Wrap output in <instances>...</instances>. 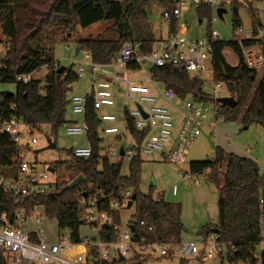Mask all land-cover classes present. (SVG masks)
Wrapping results in <instances>:
<instances>
[{
	"label": "trees",
	"instance_id": "16d2710c",
	"mask_svg": "<svg viewBox=\"0 0 264 264\" xmlns=\"http://www.w3.org/2000/svg\"><path fill=\"white\" fill-rule=\"evenodd\" d=\"M150 4V0H0V25L7 48L0 60V83L15 84L11 94L0 92V117L16 114L37 129L49 124L51 134L56 135L61 126L74 121L67 117V110L71 106L70 92L80 76L73 67L58 71L55 64V42L75 38L81 51L91 52L94 60L103 63L110 62L128 40L140 42L144 50L152 49L157 41L164 38L155 36L148 20L147 9ZM249 4L252 10V3ZM172 7L173 3H170L166 10ZM197 11L201 19H211L214 6L201 3ZM103 21L108 22V25L102 34L108 33L110 36H83L80 33L81 29ZM169 22V33L180 31L179 18L172 16ZM235 24L240 25V22L236 21ZM258 25L264 26L254 20V28ZM251 41L244 39L245 44ZM226 48L237 54V65L227 61L224 55ZM212 63L211 78L199 73L192 74L184 66L174 64L152 66L150 75L164 87L174 89L180 98L192 96L203 101L215 100V96L204 87L205 81H211L212 84L221 81L230 95L236 98L237 104L229 106L217 101V118L241 120L247 125L258 124L264 127V72L257 83L259 69L246 66L238 39H217ZM45 65L49 73L44 82L39 76L26 83L18 79L19 75L39 71ZM129 68L141 67L130 63ZM98 110L94 106V97L88 96L87 135L92 154L80 157L71 148V161H60L52 165L56 170L59 165L66 164L67 178L61 182L57 180L51 191L39 195L38 203L44 206L49 217L57 219L60 229L71 230L73 239L81 240L79 228L88 224L83 217V200L89 195H98L100 208L112 215L114 223L121 224L120 211L113 208L111 203L123 202L121 190L132 186L137 193V221L134 224L138 235L165 242L179 241L181 225L174 216L177 205L155 198L152 192L143 194L139 190L142 159L137 155V149L145 132L135 126L133 118L126 111L127 132L135 140L130 174L126 175L123 173L122 159L114 162L109 156L101 155L104 137L100 135L99 127L104 119ZM22 148L8 134H0V174L17 173L18 164L23 159ZM189 168L191 173L198 175L207 171V179L219 186L218 221L206 224L205 235L215 232L229 244L227 263L223 264H247L258 240L260 198L264 196V178L259 173V164L250 156L217 146L213 159L192 160ZM79 175H83L84 179L77 186L64 191L63 187ZM19 205L22 203L0 190V210H7L11 216ZM28 205L32 210L33 207ZM141 220H145L146 224L141 225ZM152 222L156 225L155 230L149 229ZM100 235L103 239H117L116 232L106 225L102 226ZM142 259L147 261L151 256L139 254L135 264H141ZM184 260H181V264H185Z\"/></svg>",
	"mask_w": 264,
	"mask_h": 264
},
{
	"label": "built area",
	"instance_id": "2783aa9c",
	"mask_svg": "<svg viewBox=\"0 0 264 264\" xmlns=\"http://www.w3.org/2000/svg\"><path fill=\"white\" fill-rule=\"evenodd\" d=\"M191 1L196 4L209 3L213 6L219 2V0H176L172 9L164 12V17L168 21L172 16L180 20L188 8L187 3ZM187 31L188 27L182 24L180 31L169 33L164 39L157 41L152 49L146 50L142 49L140 42L136 40L125 41L115 57L106 63L94 60L91 52L82 51L83 57L74 58L72 63L80 77L87 74L91 79L84 94L75 93L71 96V108L73 112L82 115V121L67 123V132L88 134L89 123L86 119L88 96L94 97V106L99 109L106 104H115L117 92L120 91L126 100L125 108L128 115L133 118L135 126L145 132L139 146L140 151L146 153L161 151L174 162H184L186 150L204 132V128L210 129L211 135L216 133V120L210 119L213 108L209 102L192 96L180 98L174 89L164 86L161 88L160 82L151 77L150 70L147 72L156 87L132 80L130 74L136 69H130L129 64L135 63L141 68L146 63H151L153 66L180 65L191 72L211 78L215 41L220 38L219 33L212 29L209 36L196 38L187 36ZM237 31L240 34L244 32L242 27ZM244 39L252 41L245 44ZM238 42L246 66L250 69L264 68V26L258 25L253 28L245 37L241 36ZM59 63V61L55 63L56 67H59ZM45 67L43 82L49 73L48 66ZM36 73L37 71L22 74L18 79L26 83L36 77ZM212 85L214 88L226 89L221 81ZM160 100L167 101L181 113V125L176 134L175 121L169 105L160 104ZM214 111L217 118L216 107ZM102 118L113 120L115 115L104 113ZM104 131L118 132L119 128L106 126ZM31 132L32 127L16 114L0 117V134H8L20 145L25 134ZM31 141L35 143L37 138L33 136ZM124 150V154L120 153V149L118 152L111 150L109 155L119 154L122 161H130L135 153L134 148L124 147ZM73 152L77 156L88 157L93 149L89 143L74 147ZM50 172L49 169L38 171L36 164L22 159L16 174H0V190L6 196L22 203L15 208L11 216L7 210H0V264H135L138 262L135 258L139 254L150 255L151 258L157 254L171 255L169 246L181 250L187 257L195 256L205 263L216 253L228 250L229 244L221 240L215 232L205 235L203 242H189L181 247H179L180 242L169 243L158 238L150 239L146 235H138L134 223L130 222L126 226L114 223L112 215L100 208L98 195H89L83 200L85 219L88 224L98 229V237L87 236L82 237L81 240H74L71 230H66V234L59 233L57 240H47L44 230L30 226L41 222L39 214L35 213L38 207H44L38 203V196L54 188L55 182L51 180ZM259 173L264 178V167L261 165H259ZM183 176L199 183L198 174L187 172ZM173 192L174 194L177 192L176 184L173 186ZM132 194L130 189H122L123 202H112V207L117 209L128 206ZM163 197L164 195L161 194L159 199H164ZM28 204L33 207L32 210ZM260 205L258 240L247 264H264V196L260 198ZM34 215L35 220H32L31 217ZM105 223L116 232L117 239L108 240L101 237L100 231ZM140 224H146L145 220H141ZM131 225H134V229ZM155 228L156 225L152 222L149 229L155 230ZM257 248H260L261 252H257Z\"/></svg>",
	"mask_w": 264,
	"mask_h": 264
},
{
	"label": "rangeland",
	"instance_id": "374dc122",
	"mask_svg": "<svg viewBox=\"0 0 264 264\" xmlns=\"http://www.w3.org/2000/svg\"><path fill=\"white\" fill-rule=\"evenodd\" d=\"M176 0H150L151 4L147 9L148 20L150 21L155 36L159 38L161 35L167 36L170 30V22L164 17V11L167 6L174 3ZM252 3V10L250 4ZM188 8L182 14L179 26L182 24L188 27L187 36L196 38H205L208 36L212 29H215L222 40L239 39L241 36L245 37L247 33L254 28V20L264 25V0H219L214 6V13L212 18L208 17L200 18L197 7L199 4L192 1L187 3ZM223 6L227 9L224 12L223 17H220L217 13V8ZM235 7L238 8L237 12ZM236 21L240 22V25L236 26ZM108 25V22H99L89 28L81 29L83 36L97 37L104 33V28ZM242 27L244 32L239 33L237 29ZM105 37L110 36L108 33L102 34ZM55 59L59 61L61 65L68 68H76L72 61L74 58L83 57V52L75 54L74 49L77 46L75 38L68 41H56L54 44ZM6 42L5 36L2 32L0 25V60L6 54ZM227 60L235 64L237 63V57L230 48L224 50ZM151 63H146L142 68L133 70L130 74V78L138 83L147 84L150 87H156L152 82L151 77L147 70L152 68ZM46 72V67L43 66L37 71L36 76L42 77ZM264 68L259 69L257 83L262 77ZM196 74V72H192ZM201 74V73H199ZM202 75V74H201ZM90 79L87 74H84L80 79L74 83L73 89L70 94H84L89 86ZM162 88V84L159 83ZM124 87V85L122 86ZM205 87L211 95L215 97H221L224 95H230L227 89L214 88L211 81H205ZM0 90H15L14 83H0ZM217 97V98H218ZM216 98V100H217ZM209 102L213 108L210 116L211 120H216L215 134L211 135V139L214 141V145L211 144L206 132L211 134V130L204 128V132L197 137L191 146L188 147L185 153L184 162H174L163 152L146 153L141 152L142 159V172L139 182V190L143 194L152 192L155 198L164 194L167 201L173 202L177 205L175 218L181 225V234L179 247L189 242L200 243L205 238L204 227L210 222L218 221V192L219 186L207 179L206 172L199 173V183H195L192 179H186L183 174L190 172V162L192 160L213 159L216 155V147L220 146L228 151H232L236 154L252 157L257 163L264 167V127L258 124L247 125L241 120H223L216 118L215 107L217 104L214 100ZM160 104L169 105V108L173 114L175 121L174 130L180 128L181 125V113L175 106L170 105L165 100H160ZM126 100L123 93L118 91L115 104L103 105L99 108V114L102 116L104 113L115 115L113 120H104L99 127V132L102 137L101 155H109L113 150L118 152L121 146L132 147L135 143L134 138L127 132L126 126ZM67 117L71 120L81 123L82 115L73 112L71 106L68 107ZM66 125L59 128L56 135H52V129L49 124H45L42 128H32V132L25 134L22 140V158L23 160L36 164L38 171L48 170L49 166L54 165L56 162H69L72 160L70 155V149L77 146H85L89 144L88 135L70 134L66 130ZM106 126H117L118 132L106 133L104 128ZM121 135L118 138L117 135ZM51 137H50V136ZM37 138V142L32 143V137ZM50 139L56 142V147H50ZM110 159L114 162L120 160V155H109ZM131 161L123 160V173L130 174ZM68 167L67 165H59L54 172H50V178L56 183L67 178ZM177 185V194H173V186ZM130 189L134 193V187L130 186ZM121 216V225L126 226L130 222L135 223L137 218L136 204L131 207H118ZM38 213L41 222L33 223L30 227L41 228L45 232V238L50 241L58 239L60 230L61 233L66 234L65 229H60L57 219L49 217L44 207H38L36 212ZM85 211H83V217ZM35 220V215L31 217ZM81 237H98L99 231L96 227L90 224H83L79 228ZM171 255L160 256L157 254L150 260L142 259L141 264H181V260L185 259V264H223L227 263V251L223 253H216L213 258H209L205 263H202L200 259L195 256L187 257L181 250H176L175 247L169 246ZM257 252H261L260 248H257ZM135 259H138L136 256ZM244 264V263H239Z\"/></svg>",
	"mask_w": 264,
	"mask_h": 264
},
{
	"label": "water",
	"instance_id": "95a60500",
	"mask_svg": "<svg viewBox=\"0 0 264 264\" xmlns=\"http://www.w3.org/2000/svg\"><path fill=\"white\" fill-rule=\"evenodd\" d=\"M216 10H217V13L219 14L220 17H223L224 12L227 11V9H226L225 7H223V6H219ZM237 10H238V8L235 7V11H236V12H237ZM80 50H81V47L78 45V46L76 47V54H79V51H80ZM65 68H66V66H64V65H60V66L58 67V71H59V72H63V71L65 70ZM0 92H1L2 94H6V95H9V94L12 93L11 90H1ZM217 101H219V102H221V103H223V104H225V105H229V106H235V105L237 104V100H236V98H235L234 96H232V95H224V96L218 97V98H217ZM144 115L146 116V113H144ZM208 139L210 140L211 144L214 145V141L211 139L210 136H208ZM49 146H50V147H56V142H54V141H52V140L50 139ZM137 150H138V151H137V155L140 156V155H141L140 147H138ZM124 151H125V150H124V146H121V147H120V153H121V154H124ZM48 169H49L50 171H52V172L55 171V167H53V166H49ZM83 179H84V176H83V175H79V176L76 177L72 182L66 184V185L63 187V190L65 191V190H68V189L73 188L74 186H77V185H78ZM136 197H137V193L134 192V193L132 194L131 199L128 201V207H131V206L134 204V201H135ZM105 225L108 226V223H105ZM131 228L134 229V225H131Z\"/></svg>",
	"mask_w": 264,
	"mask_h": 264
},
{
	"label": "crops",
	"instance_id": "0c3cea01",
	"mask_svg": "<svg viewBox=\"0 0 264 264\" xmlns=\"http://www.w3.org/2000/svg\"><path fill=\"white\" fill-rule=\"evenodd\" d=\"M169 34V33H168ZM167 34V35H168ZM209 35V34H208ZM160 37H163V38H165L166 36H163V35H161ZM78 46V45H77ZM76 46V47H77ZM76 47H75V49H74V52H75V54H76ZM82 51L80 50L79 51V53H81ZM234 52V51H233ZM234 54H235V56L237 57V63H235V64H232V63H230L228 60V62L231 64V65H237L238 64V62H239V58H238V56H237V54L234 52ZM224 55H225V53H224ZM226 57V56H225ZM226 59H227V57H226ZM88 76V79H91V76H89V75H87ZM178 130V129H177ZM177 130L174 132L175 134L177 133ZM205 135L208 137V136H210L211 137V134H209L208 132H206L205 133ZM119 136H121V135H117V137H119ZM164 154V153H163ZM165 155V154H164ZM173 194H174V192H173ZM177 194V193H176ZM176 194H174V195H176ZM164 195V194H163ZM159 198V197H158ZM164 198V200H166L165 199V196L163 197ZM176 242H178V241H176ZM169 243H174V241L173 242H169Z\"/></svg>",
	"mask_w": 264,
	"mask_h": 264
}]
</instances>
